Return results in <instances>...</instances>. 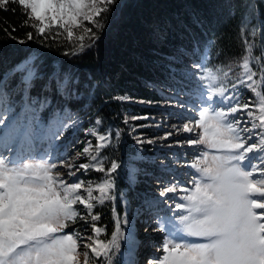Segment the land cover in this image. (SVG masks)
<instances>
[{
	"label": "snow or ice",
	"instance_id": "6c2138e0",
	"mask_svg": "<svg viewBox=\"0 0 264 264\" xmlns=\"http://www.w3.org/2000/svg\"><path fill=\"white\" fill-rule=\"evenodd\" d=\"M12 3L18 4L26 17L21 27L34 30L26 33L27 40L47 38L46 33L55 28L53 39L66 33L70 44L78 42L73 45L72 54L76 55L99 39L97 32L103 30L116 0H0V9L7 11ZM248 24V18L243 17L241 36L246 54L227 66V71L195 64L203 72L199 76L202 90L195 100L180 101V94L176 97L181 107H190L195 115L182 127L174 126L163 139L189 133L186 143L201 147L188 165L193 170L190 186L170 183L160 189V197L179 202L174 204L172 216L160 217L162 224L169 225L160 229L166 232L163 255L149 264H264V21L259 57L253 56V44L246 34ZM11 27L15 32V26ZM74 29L81 31L77 34ZM3 31L16 39L7 28ZM251 34L255 36V29ZM153 37L166 41V26L155 28ZM253 60L259 65V80L254 79ZM229 73L236 81L231 89L223 84ZM17 76L18 83L12 85ZM37 81H42L43 99L29 96ZM9 89L22 90L31 101L26 109L35 114L50 103L47 93L72 97L76 83L62 68L49 72L38 57L24 58L0 77V125L13 111ZM241 89L253 96L242 102ZM33 120L39 124L35 115ZM76 123L73 120L72 126ZM102 125L97 119L88 130L96 139L95 146L87 142L71 156L53 158L50 152L30 149L25 153L23 148L17 152L14 145L28 143L34 132L31 122H10L8 131L0 136V264H81V256L82 264H114L124 238L121 225L132 221L127 215L123 219L115 215L113 208L114 231L109 239L100 238L106 229L97 226L101 217L93 214V209L115 199L112 173L121 166L115 161L104 166L109 157L103 150L111 146L113 136L119 140L120 132L104 130ZM65 126L57 113L49 124L50 129L55 127L51 139ZM82 157L88 162L78 163ZM142 159L140 155L132 157L134 162ZM90 170L106 173L107 178H80ZM128 170L129 179L134 180L140 169L134 163Z\"/></svg>",
	"mask_w": 264,
	"mask_h": 264
},
{
	"label": "trees",
	"instance_id": "16d2710c",
	"mask_svg": "<svg viewBox=\"0 0 264 264\" xmlns=\"http://www.w3.org/2000/svg\"><path fill=\"white\" fill-rule=\"evenodd\" d=\"M7 8V11L0 9V77L28 56L38 57L49 72L53 68H62L71 73L75 77V94L61 98L54 93H47L50 103L42 111H38V115L59 113L79 119V124L71 135L75 142L81 143L90 140L95 144V137L89 135L87 129L96 118L99 117L106 124L115 122L122 130L117 150L122 156L128 154L125 148L137 155H145V159L163 149L164 145L159 143H154L151 149L140 147L143 143H138L135 137L128 134V116L159 110L160 106H153L151 101H163L165 92L162 87L170 82H181L184 85L191 82L192 75L189 74L194 72L181 68L183 61L198 60L205 67L227 71V66L246 54L241 36L243 17L249 20L246 34L253 44V56L261 55L264 0H116L112 11L107 15L103 30L97 32L99 39L91 48L76 55L72 54L73 45L78 42L74 40L70 44L66 33L53 39L52 36L57 31L55 28L46 33L47 38L34 36L33 40H27L26 33L34 30L21 27L26 19L23 10L14 3ZM13 8L16 9L15 12L11 10ZM160 25L167 28V39L163 43L153 37V30ZM11 26H15V32H12ZM4 28L16 39L10 38L3 31ZM253 29L255 36L251 34ZM21 39L26 42L19 43ZM172 65L174 70L170 69ZM253 70L257 71L254 79L259 80V65L255 60ZM200 74L203 75V72ZM18 79L17 76L11 84L18 83ZM234 81L232 73H229L223 79V84L227 87ZM41 83L42 81L36 82V87L29 93L30 97L43 99L45 94L41 93ZM9 92L15 106L31 104L22 90L9 89ZM249 93L253 95L251 91ZM122 97L126 99H121ZM138 129L147 130L146 127ZM105 151L107 155L110 153L109 150ZM112 155L113 150L108 157ZM138 162L139 172L144 171V165H148V162L143 159ZM98 175V172L90 170L86 177L98 181ZM118 175V194L121 195L123 187H127L123 195L147 190L144 188H147L146 183L149 181L142 174L134 182L126 179L124 172H119ZM114 197V200L106 201L104 205L93 209V214L98 213L101 217L96 224L106 229V234L101 235L102 239H109L114 231L116 221L113 208L115 215L121 218L123 214V196L116 194ZM121 226L124 232L123 223ZM120 243V253L115 257L114 264H125L123 253L127 251L128 244L124 242V238Z\"/></svg>",
	"mask_w": 264,
	"mask_h": 264
},
{
	"label": "rangeland",
	"instance_id": "374dc122",
	"mask_svg": "<svg viewBox=\"0 0 264 264\" xmlns=\"http://www.w3.org/2000/svg\"><path fill=\"white\" fill-rule=\"evenodd\" d=\"M74 31L78 34L79 29H74ZM188 64L192 66L189 67V69L194 72L189 74L192 75L191 78L195 79L196 76L199 77L201 74L197 71L200 69H195L194 67L197 63L193 62ZM162 88H164L163 90L167 93L164 97L165 100L151 101L153 106H160L159 110H155L156 112L148 114H132L128 116V134L135 137L137 141H144L140 147L151 149L154 143L164 145L163 149H159L158 152L153 153L154 156H150V158L147 159L144 158L146 157L145 155L142 156L143 161L148 162V165H144V171L136 173L134 180L129 179L130 173L128 169L134 163L136 167L140 166L139 162H134L132 160V157L137 156V154L126 148L125 150L128 152L127 155L122 156V154H119L117 150H119L118 143H121L122 130L115 122L103 123L102 125L104 130L111 129L113 133L117 130L120 132L119 140L117 141L113 136L111 146L103 150V155L108 157L111 151H114V155L109 157V160L104 161L105 168L109 166L111 161H115L121 165L115 173H112V179L115 184L114 188L111 190V194L114 196L116 194L117 196H123L122 206L124 210L121 219L127 215V218L132 221L130 225H124V242L128 244L127 251L123 253L125 264H128L130 261L133 262V264H149L154 258L162 257V244L165 240L166 232L160 229L169 227V225L162 224L160 222V217L166 218L172 216L175 211L174 204L179 201L169 200L168 197H160V189L164 186H168L170 183H178L180 186H190L188 182L191 180L190 173L193 170L188 167V165L194 160L195 156L198 154V148L201 147L186 143L185 137L190 135L189 133L181 132L178 135L170 136L168 139L163 138L167 133L174 131V126L182 127V123L188 122L195 115L190 107L183 108L179 105L176 99L177 95L180 94V101H187L189 97L195 100V94L202 90V85L199 86L196 84L191 94L184 91L183 87L178 90H173L169 87ZM228 88L231 89V86ZM248 93L249 91L241 89V98L243 96L249 98L250 95ZM12 109V113L4 116V124L0 125V136L8 131L10 122L15 121H19L23 124L31 122L34 132L33 139L28 143L20 142L14 145L17 152L23 148L25 153L31 149L34 153L40 151L50 152L53 158L65 157L75 154L84 146H87V142H91L90 140H86L85 143L75 142L73 137H70L69 131L79 124V119L75 117H65L59 114L60 119L65 122L66 126L53 140L51 139V131H55V127L50 129L49 124L56 119L57 113L44 118L39 116L37 112L34 114L27 110L26 107H18L12 104ZM33 115L37 117L39 124L33 120ZM97 119L100 118L98 117L96 120ZM138 119L140 120L137 121ZM73 120L78 121L74 126H72ZM94 124L95 122L87 129V132ZM142 127H146L147 130L138 129ZM148 140L153 141V143H148ZM92 144L95 146L94 143ZM105 150H109L110 153L107 155ZM5 155H9V153L5 152ZM80 160L78 163L88 162L87 160ZM66 171L65 169V175ZM119 172H124L126 179L130 182L136 181L137 176L142 174L143 178L149 181L146 183L147 188H144L147 190L137 191L133 195H123L127 190V187H123L121 195L118 194L116 176L119 177ZM98 174L99 178H107L106 173ZM147 174L150 175L148 176ZM78 175H80V173H78ZM80 178L83 180L96 181L91 177H86V175H80ZM172 195L173 194H169V197ZM165 200L168 202L162 203ZM78 207L82 208L83 206L80 205ZM80 226H82V224ZM97 226L101 227L100 225ZM80 259L82 264L83 257L81 256Z\"/></svg>",
	"mask_w": 264,
	"mask_h": 264
}]
</instances>
